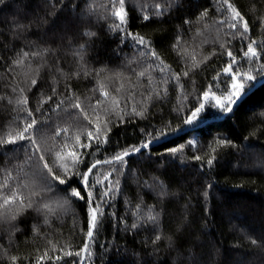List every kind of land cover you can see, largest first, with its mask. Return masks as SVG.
Instances as JSON below:
<instances>
[{"label": "trees", "instance_id": "trees-1", "mask_svg": "<svg viewBox=\"0 0 264 264\" xmlns=\"http://www.w3.org/2000/svg\"><path fill=\"white\" fill-rule=\"evenodd\" d=\"M228 3L247 32L224 0H124V24L119 0H0V141L34 118L40 145L0 143V204L17 193L0 207V264H80L65 253L85 242L83 264H264V0ZM71 151L83 162L57 160ZM96 161L86 187L75 173Z\"/></svg>", "mask_w": 264, "mask_h": 264}, {"label": "snow or ice", "instance_id": "snow-or-ice-1", "mask_svg": "<svg viewBox=\"0 0 264 264\" xmlns=\"http://www.w3.org/2000/svg\"><path fill=\"white\" fill-rule=\"evenodd\" d=\"M119 3H120V8L114 12V15L119 18L121 24H124V23H126V13L124 11V0H119ZM224 3L227 5V7L229 9H231V11L233 13V19L234 20L243 21V25L242 26L244 28V31L247 32L248 31V22L243 20V17L241 16L240 12L232 4L228 3V0H224ZM206 14H207L206 12L202 13V16H204ZM144 18L148 19L147 16H145ZM116 27H119V25H117ZM231 27L232 28H236L237 24L233 23L231 25ZM138 43L144 44L145 41H144V39L142 37H140L138 39ZM253 44H255V41H253L252 43L248 44L247 51H245L243 53L244 57H246V58L247 57H253L254 58V57L257 56V49L255 47H253ZM24 55L27 56L28 53H24ZM153 55H155V53H153ZM227 55L229 57H232V63H230L227 67H225L223 69V72L225 74H230L232 72V64L235 63V57L233 56V53L231 51H228ZM15 63H22V61L18 60V61H15ZM187 74L188 73H184V75H187ZM140 75H144V73H140ZM243 76H245L248 81H251V80L255 79L254 76H252V75H250L248 73L243 74ZM177 79H179V77H177ZM232 79H233V83H232L233 92L226 99L230 103H236L240 99H243L244 95H246L247 92L245 90L244 83L237 82L235 76H233ZM31 83L32 84H36V80H32ZM104 95H107V93H104ZM212 95L214 96V93ZM204 96L207 98L209 96V93L205 92ZM48 99H51V98L49 97ZM216 99H217V104L219 105V107L225 108V105L220 102V98H216ZM18 103L26 104L27 103V98H24L23 100L18 101ZM58 107H59V105H58ZM74 107L80 108L81 106H80L79 103H76L74 105ZM203 107H204V105H201L200 108L196 109V111L192 115V118H189L188 123L192 122V119L195 118L203 110ZM228 110H230V109H228ZM81 111L83 112V109H81ZM28 115L29 116L32 115L31 111H28ZM137 115H143V113L140 112V113H137ZM85 117L87 118L86 114H85ZM36 124H37V121L33 118L31 120V123H26V125L24 126L22 131L17 132L16 135H11L10 134L8 139L2 140V141H0V143L15 144L19 140H28L30 142V144L36 149V151L39 152L40 151V145L36 143V141L32 138L31 135H27L34 128V126ZM63 131H66V130H63ZM108 131H110V129H108ZM96 132H97V135L95 137L93 136L92 132H90V131L87 132L88 138L90 140L95 139L96 141H99V132H100V126L99 125H97ZM59 134L60 133L58 132L57 135H59ZM79 141H80V137H79V135H77L76 136V142L79 144ZM104 142H107L106 138H105ZM219 143L222 144V143H224V141H220ZM80 146L84 147V148H87V147H90L91 144H84V145H80ZM143 147L144 148H148L149 144L145 143L143 145ZM182 148H183V145H181L180 148H171V149H168L167 151H169L171 153H176V152L180 151ZM138 151H140L139 148H133V149H131V151L126 150L122 154H119V155L115 156L113 159L116 160V161H123L125 156L130 155L132 152H138ZM55 155H56V158H57L58 161H63L65 159V156L71 157L73 166H76L79 163L83 162L82 158H81L82 154H80L78 152H75V151H71V152H68L66 154H62V152H56ZM40 159L43 160V156H41ZM196 159H200V157H196ZM99 163H100V161H96L94 164L91 165V167L88 168L87 172H85L83 174H81L79 172L75 173L76 175H82V182L84 183V185L86 187L88 186V175H89V173H91L92 170ZM105 163H111V161H105ZM208 163L211 164L212 160H209ZM44 167L48 169L49 173H52V169L48 167L47 163L44 164ZM60 167L63 169V171L65 173H67L69 171L68 165L66 163H61ZM54 179L58 180L61 184L66 182L64 179H61L59 176H54ZM0 187H7V184L0 185ZM34 194H36V193H34ZM72 195L77 197V198H80V199L84 198L83 196H81L80 191H78L76 189H73ZM105 195H107V193H105ZM88 197H89L88 203L90 205V220H89V227H88L87 237H88V240L91 241V239L93 238V235H94V230L98 226L97 225L98 216H97V208L91 207V204H92V193L91 192H88ZM16 198H17V193H15V192H13V194L11 196L4 197L3 198V203L0 204V207H7L9 204L13 203L16 200ZM20 200H21V203H23V197H20ZM28 206L31 207L30 204ZM44 207L48 208V205H44ZM150 219H155V218L154 217H150ZM133 227H135V225H133ZM157 239H159V237H157ZM89 247H90L89 243L86 242L80 252H76V253L67 252V253H65V255L80 256L82 252L87 254V255H91V253L89 251ZM45 258L51 259L50 257H47V253H45L44 256L38 258L37 264H40V262L42 260H44ZM11 259H12L13 262L16 261V257H12ZM56 259L59 260V259H61V257H56Z\"/></svg>", "mask_w": 264, "mask_h": 264}, {"label": "rangeland", "instance_id": "rangeland-1", "mask_svg": "<svg viewBox=\"0 0 264 264\" xmlns=\"http://www.w3.org/2000/svg\"><path fill=\"white\" fill-rule=\"evenodd\" d=\"M236 81L238 82L237 79H236ZM232 92H233V89H232V91L229 93V95H230ZM229 95H228V96H229ZM228 96H226L225 99H226ZM226 100H227V99H226ZM220 102L223 103L221 100H220ZM227 102H229V101L227 100ZM224 104H226V103H224Z\"/></svg>", "mask_w": 264, "mask_h": 264}, {"label": "water", "instance_id": "water-1", "mask_svg": "<svg viewBox=\"0 0 264 264\" xmlns=\"http://www.w3.org/2000/svg\"><path fill=\"white\" fill-rule=\"evenodd\" d=\"M91 207H92V205H91ZM83 259H84V253L82 252V259H81V263L80 264H83Z\"/></svg>", "mask_w": 264, "mask_h": 264}]
</instances>
